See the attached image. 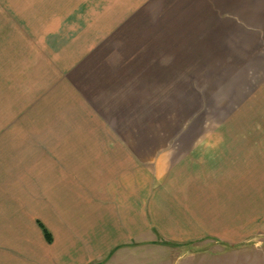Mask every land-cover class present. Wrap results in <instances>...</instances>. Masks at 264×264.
Wrapping results in <instances>:
<instances>
[{"label": "crops", "instance_id": "obj_1", "mask_svg": "<svg viewBox=\"0 0 264 264\" xmlns=\"http://www.w3.org/2000/svg\"><path fill=\"white\" fill-rule=\"evenodd\" d=\"M93 2L91 22L55 51H72L56 68L58 127L0 154V264H95L128 245L257 235L264 0ZM181 103L204 105V119L219 105L218 127L148 117ZM243 167L257 200L238 195Z\"/></svg>", "mask_w": 264, "mask_h": 264}, {"label": "rangeland", "instance_id": "obj_2", "mask_svg": "<svg viewBox=\"0 0 264 264\" xmlns=\"http://www.w3.org/2000/svg\"><path fill=\"white\" fill-rule=\"evenodd\" d=\"M93 1L0 0V154L20 143L37 146L43 134L51 132L45 128L58 127L61 113L54 101L60 97L52 93L56 79L62 74L56 68L61 60L65 65L63 61L72 51L70 54L65 49L58 54L55 51L67 42L68 29L73 34L76 23L91 22ZM57 29L63 33H57ZM93 93L90 90L88 96H94ZM44 100L47 103H42ZM203 107L182 103L157 108L153 105L147 113L149 118L156 110L164 113L163 120L157 121L158 127L160 124L164 128L218 127L219 120L214 113L219 114V105L206 104L207 110L213 113L206 119L197 114ZM173 110L172 117L169 111ZM194 111L195 119L185 118ZM176 115L181 118L177 120ZM242 171L238 195L244 201L257 200L253 168L243 167ZM4 185L11 187V183ZM95 264H264V229H257V235L251 239L229 242L204 239L178 243L156 241L140 247L128 245Z\"/></svg>", "mask_w": 264, "mask_h": 264}]
</instances>
